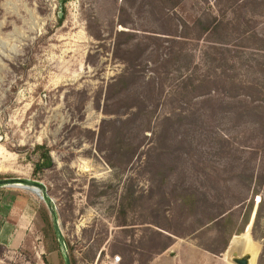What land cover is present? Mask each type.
Wrapping results in <instances>:
<instances>
[{"label":"rangeland","instance_id":"rangeland-1","mask_svg":"<svg viewBox=\"0 0 264 264\" xmlns=\"http://www.w3.org/2000/svg\"><path fill=\"white\" fill-rule=\"evenodd\" d=\"M211 11L229 23L230 46L264 52V0H0V179L46 185L72 264H111L116 256L120 264H237L233 251L264 264L263 126L252 116L212 117L193 94L184 100L196 114L167 125L166 147L156 144L183 77L220 73L196 56L188 70L166 60L165 47L180 44L163 40ZM119 42L145 51L136 81L126 79L115 94L145 96L155 112L106 127L105 119L118 118L105 112L108 87L127 68ZM45 149L53 163L36 172ZM159 160L151 172L148 161ZM186 193L195 201L185 203ZM223 210L227 221L210 222ZM248 226L253 240L234 243ZM1 229L11 236L8 249L0 247L5 264H65L37 192L0 188Z\"/></svg>","mask_w":264,"mask_h":264},{"label":"trees","instance_id":"trees-1","mask_svg":"<svg viewBox=\"0 0 264 264\" xmlns=\"http://www.w3.org/2000/svg\"><path fill=\"white\" fill-rule=\"evenodd\" d=\"M231 6V5H230ZM181 27H185L181 31H174L169 34L171 37H165L170 43L180 44V47L174 51V44L165 47L168 52L164 53L165 59L171 61L176 59L184 63V66L188 67L194 62V56L200 61H207L206 64L210 70H220V73L215 72V77L209 75L192 76L185 75L182 82L179 85L177 91L178 98L174 101L177 102V107H173L172 113H168L164 116L162 123V130L158 134L156 144L159 147L165 148L168 140L169 124L182 123L186 119L194 116L196 113L190 111V100H184L186 96H195L200 99L203 107H209L212 110V117L218 113H224V115H230L234 119L235 123L242 122L246 117H254L255 122L264 128V52L250 51L243 48H235L229 45L228 37L231 31H227L229 23L223 18V16L216 13L205 12L197 18L192 24L183 22ZM192 29H196L197 32L192 33ZM122 35H127L128 32L120 31ZM167 34V33H165ZM226 34V38L219 37V35ZM189 43H194V46L199 47L196 50H190L186 47ZM123 45L119 42L117 44V50H123L125 52L124 60L127 63V68L117 79H115L108 87V96L106 98L105 112L108 115L115 114L118 116L116 120H104L106 127L109 125H122L129 121L131 117H139L142 113L147 111L148 116L152 117L154 109H150L148 100L145 96L137 95L136 97L123 98L115 94L117 89H121L126 85L125 80L136 79L138 76L139 66L141 63L139 59L145 51V47L141 43L136 44L135 47H127L123 49ZM163 45H157L156 51L161 49ZM195 52V54H194ZM196 60V59H195ZM139 62V63H138ZM241 64V65H240ZM245 66V67H243ZM245 68V69H244ZM251 71L255 77L253 79H247L242 75V71ZM190 74V73H188ZM130 81V82H131ZM136 81V80H135ZM134 81V82H135ZM114 91V93L112 92ZM112 92V93H111ZM144 97V98H143ZM129 99L130 103H125V99ZM116 107L115 111L112 109ZM124 109L125 112L122 111ZM124 116L128 118L124 119ZM109 124V125H108ZM105 127V126H104ZM121 134L122 129L119 126H115ZM120 142L125 143V139L121 137ZM119 142V143H120ZM156 145V149H157ZM135 150L139 148L138 145H131ZM170 147V146H168ZM169 152V151H168ZM159 153L160 158L164 155L163 150ZM125 152L122 151V155ZM41 162L36 164L35 171L41 169L43 166L49 167L52 165L53 160L50 155L49 149H45L42 153ZM152 166L151 172H155L157 166H160L159 162L148 161ZM157 171V170H156ZM158 172V171H157ZM185 203L195 201L196 196L192 193H186L183 198ZM226 210L219 211L210 222H214L216 225H220L227 221L231 216L230 213H226ZM159 234H162L159 232ZM168 245L162 247L161 250L168 248ZM225 249V247H224ZM223 249V250H224ZM213 253L222 252L220 250L209 249Z\"/></svg>","mask_w":264,"mask_h":264},{"label":"water","instance_id":"water-1","mask_svg":"<svg viewBox=\"0 0 264 264\" xmlns=\"http://www.w3.org/2000/svg\"><path fill=\"white\" fill-rule=\"evenodd\" d=\"M60 17H62V13H60ZM1 187H21L25 189H31L38 194H40L41 198L45 201L47 204L52 217H53V224H54V229L55 233L59 242V245L62 250V254L65 260V264H71V259L68 254V245L65 239V236L62 231V227L60 224V221L57 216V209L55 206V202L52 197L48 194V190L46 185L38 180H34L31 178H21V177H11V178H3L0 179V188ZM249 235H246L248 234ZM245 236H250V227L248 226L245 230V233H243L241 236L236 237L237 240L234 241V243L238 242V240H243V238H246ZM253 240V239H252ZM233 245V244H232ZM232 248V247H231ZM232 255L236 256L234 257L233 261L237 264H250V259H251V254L250 253H243V254H238L237 251H233Z\"/></svg>","mask_w":264,"mask_h":264},{"label":"crops","instance_id":"crops-1","mask_svg":"<svg viewBox=\"0 0 264 264\" xmlns=\"http://www.w3.org/2000/svg\"><path fill=\"white\" fill-rule=\"evenodd\" d=\"M2 232H3V230L1 229V231H0V247L3 248L4 246H6V247L8 246V242L10 241L11 236L10 237H8V235L4 236ZM12 238H13V235H12ZM6 249H8V247ZM5 251H6V253H8L7 250H5ZM17 256L18 255H16V259H17ZM8 258H9L8 255H6L5 253L4 254L0 253V264H5V261H6L5 259H8ZM13 259L15 260V258H13Z\"/></svg>","mask_w":264,"mask_h":264},{"label":"built area","instance_id":"built-area-1","mask_svg":"<svg viewBox=\"0 0 264 264\" xmlns=\"http://www.w3.org/2000/svg\"><path fill=\"white\" fill-rule=\"evenodd\" d=\"M120 262H121V257L116 256L112 259L111 264H120Z\"/></svg>","mask_w":264,"mask_h":264},{"label":"bare ground","instance_id":"bare-ground-1","mask_svg":"<svg viewBox=\"0 0 264 264\" xmlns=\"http://www.w3.org/2000/svg\"><path fill=\"white\" fill-rule=\"evenodd\" d=\"M231 245H232V244H231ZM246 253H250V254H251L250 264H252V263H251V260H252V258H253V253L250 252V251H248V252H246ZM234 257H236V256H234ZM234 257L232 258V260L234 259Z\"/></svg>","mask_w":264,"mask_h":264},{"label":"flooded vegetation","instance_id":"flooded-vegetation-1","mask_svg":"<svg viewBox=\"0 0 264 264\" xmlns=\"http://www.w3.org/2000/svg\"><path fill=\"white\" fill-rule=\"evenodd\" d=\"M71 259V258H70ZM71 264H72V261H71Z\"/></svg>","mask_w":264,"mask_h":264}]
</instances>
